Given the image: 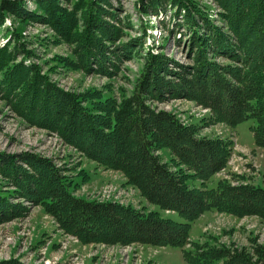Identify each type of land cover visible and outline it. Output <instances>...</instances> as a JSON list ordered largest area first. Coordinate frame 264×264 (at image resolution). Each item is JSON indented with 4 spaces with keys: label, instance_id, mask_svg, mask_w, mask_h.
Listing matches in <instances>:
<instances>
[{
    "label": "trees",
    "instance_id": "1",
    "mask_svg": "<svg viewBox=\"0 0 264 264\" xmlns=\"http://www.w3.org/2000/svg\"><path fill=\"white\" fill-rule=\"evenodd\" d=\"M213 1L216 21L195 0H136L141 35L124 41L135 25L121 0H0V32L6 19L11 21L2 30L7 39L0 46V100L29 126L56 134L87 160L120 172L148 204L185 221L76 197L63 168L21 152L0 153V224L27 213L17 201L22 200L41 207L63 233L85 245L180 248L184 264H264V245L254 241L249 248L190 243L191 223L208 211L264 220V188L225 180L208 188L230 159V143L199 137L197 127L154 106L184 99L209 109L217 123L235 127L251 120L254 144L264 149V0ZM26 2L34 8L27 9ZM168 11L173 20H182L174 25L189 32V64L149 50L139 55L149 28L143 18ZM29 24L45 26L53 44L69 49L67 57H54L56 65L47 72L31 61L36 53L23 41ZM132 57L144 62L131 89L120 90L118 98L110 86L69 92L49 77L59 65L110 79L120 72L121 61ZM161 150L169 153L168 162Z\"/></svg>",
    "mask_w": 264,
    "mask_h": 264
},
{
    "label": "rangeland",
    "instance_id": "2",
    "mask_svg": "<svg viewBox=\"0 0 264 264\" xmlns=\"http://www.w3.org/2000/svg\"><path fill=\"white\" fill-rule=\"evenodd\" d=\"M195 1L203 9L209 10L211 17L216 21L219 9L213 0ZM135 2L136 0H121L123 11L130 16V23L135 25L132 30L127 31L124 41L129 37L141 35V30L137 26L139 16ZM26 7L34 8L30 2H26ZM171 13L172 11H168L160 18L152 15L143 18L144 24L148 23L149 28L144 42L145 48L138 50L139 55L144 56L149 50L153 53H162L180 64H189L191 63L187 46L189 32L185 27L174 25L176 22L181 24L182 20H173ZM161 18L163 22L159 23ZM9 27L11 21L6 19L0 32V46L7 39L2 30ZM169 30L173 32L170 34ZM23 37L28 49L36 53V58L31 61L42 65L44 72L56 65L53 62L55 56L69 55L66 45L53 44L50 31L43 25H27L23 29ZM160 48H163L162 52L159 51ZM143 62L140 57L121 61L120 72L110 79L100 75L83 74L59 65L53 72H49V77L59 88L69 92L102 90L105 86H110V91L118 98L120 90L131 89V83ZM154 106L158 110L172 112L186 125L197 127L199 137L222 139L230 143L232 149L230 159L225 169L207 182L208 188H214L222 180L232 185L250 184L264 188V149L254 144L250 131L253 125L251 120L235 127L217 123L212 119L209 109L184 99H170ZM21 152L38 154L51 159L57 167L63 168L74 183L73 195L76 197L99 203H118L145 212L157 210L165 218L185 222L177 213L161 211L148 204L136 189L125 183V178L120 172L105 169L87 160L74 148L64 144L56 134L29 126L0 100V153ZM106 152L110 156H117L111 149H106ZM158 154L164 162L169 161L170 155L166 150H161ZM194 185L198 186L199 182L196 181ZM17 201H21L28 211L18 219L0 224V263L16 260L20 264H184L180 248L154 247L137 243L127 246L82 244L74 236L63 233L54 219L41 207L30 206L22 200ZM189 241L198 244L234 245L239 248H249L253 241L264 245V220L257 216L236 217L208 211L191 223ZM189 245L186 249H190Z\"/></svg>",
    "mask_w": 264,
    "mask_h": 264
}]
</instances>
